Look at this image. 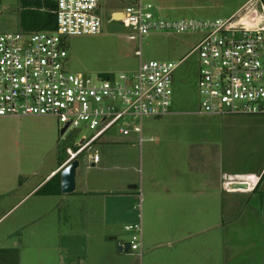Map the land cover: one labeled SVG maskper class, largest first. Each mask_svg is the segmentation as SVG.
<instances>
[{
  "label": "rangeland",
  "instance_id": "rangeland-1",
  "mask_svg": "<svg viewBox=\"0 0 264 264\" xmlns=\"http://www.w3.org/2000/svg\"><path fill=\"white\" fill-rule=\"evenodd\" d=\"M249 0H150L153 12L156 16L167 19H216L228 17L231 14L257 6L260 0L252 4ZM130 0H104L99 14L102 18L101 31L97 34H81L68 36L64 45L67 50L65 68L69 72L82 76H117L119 73H133L139 63V57L135 51L141 52L142 60H173L179 61L187 55L200 41V34L191 32H160L152 31L143 35L140 39L134 29L112 18L113 12L124 11ZM246 6V8L244 7ZM19 0H0V33L15 32L19 30ZM245 9H244V8ZM198 58L197 53L187 55L179 64L173 74L171 113L161 117H143L142 142H137V135L131 134L128 139L134 138L135 143L123 146L116 143L106 147L99 142L94 143L90 150H86L77 156L79 165L78 172L86 176L94 173L91 168L89 156L98 154L100 163L96 166H104L117 174L128 173L130 179L135 180L138 192L134 201L133 219L130 225L140 223L142 234L141 253L138 251L113 250L116 259L115 264H154L159 255L166 251L165 246L157 245L149 253L153 256H145V251L150 247L149 235L157 234L153 219L176 217L178 226L184 230L194 227L190 225L192 209L185 204L183 207L174 209L166 207L168 194L165 190L157 191L158 196L153 195L155 189H162L165 185H171L169 178L171 173L177 171L182 174L179 185L182 188V201L189 200L187 195L189 176L201 170H214L218 172L232 173L254 168V162L250 161L252 153H256V147L251 144L252 139H264V114H205L198 111ZM26 117V116H22ZM38 117V116H37ZM21 119V121H19ZM6 124L0 123V160L6 154L16 155L13 166L22 167L26 171H33L39 166L40 155L42 156L40 139L35 136L25 139L31 146L29 151H22L14 144L20 140V133L29 124L24 118L19 117ZM42 120V126L54 127L55 152L66 158L65 148L74 149L75 144L80 141L81 135H88L87 130L78 132L68 131L61 137L60 126L56 118L50 116L38 117ZM105 134L109 139L112 135L118 136L116 132ZM122 137V136H121ZM38 138H40L38 136ZM119 138V137H117ZM24 139V135H23ZM59 144V146H57ZM121 145V146H119ZM18 148V150H17ZM20 154L17 155L16 152ZM129 154V160H122L123 155ZM34 155V156H32ZM21 163V164H20ZM88 166V168H87ZM122 167H127L123 171ZM93 168V167H92ZM156 169L158 175L152 180L147 177L148 170ZM200 175V174H198ZM195 177L193 176V179ZM201 176H198L197 187L201 188ZM157 187H156V186ZM151 190V191H150ZM149 194H152L150 197ZM187 195V198H186ZM216 218L233 217L238 214L240 208L230 205L229 213H225L220 206L215 207ZM197 216L201 218L206 214V208L197 210ZM227 215V216H226ZM217 222V219H216ZM120 226V225H119ZM157 226V225H156ZM165 226V225H163ZM203 225L199 222L198 228ZM234 226V224H232ZM188 228V229H187ZM216 233L219 228H215ZM187 233L181 231V236ZM130 232L125 235V243L130 241ZM88 242V241H87ZM162 242V241H157ZM161 244V243H160ZM184 247L189 246V238L180 242ZM149 245V246H147ZM141 254V257L139 256ZM148 255V254H147ZM156 255V258H155ZM106 257V256H105ZM39 259L38 263L59 264L58 260ZM155 258V260H154ZM89 264H95V257L88 255Z\"/></svg>",
  "mask_w": 264,
  "mask_h": 264
},
{
  "label": "built area",
  "instance_id": "built-area-1",
  "mask_svg": "<svg viewBox=\"0 0 264 264\" xmlns=\"http://www.w3.org/2000/svg\"><path fill=\"white\" fill-rule=\"evenodd\" d=\"M54 1L52 29L0 33V117H54L61 129L66 126L62 138L71 130H87L74 149L65 148V163L111 130L124 136L135 133L141 142L142 118L169 113L174 71L193 52L198 58L199 112L264 114V0L216 19L162 18L154 14L150 0H130L120 11V21L139 39L152 31L191 32L200 34V41L179 61L142 60L137 50L139 63L133 73L95 78L65 68L64 41L101 31L104 0ZM89 158L94 164L100 160L96 153ZM126 230L131 232L129 250H141V224Z\"/></svg>",
  "mask_w": 264,
  "mask_h": 264
},
{
  "label": "crops",
  "instance_id": "crops-1",
  "mask_svg": "<svg viewBox=\"0 0 264 264\" xmlns=\"http://www.w3.org/2000/svg\"><path fill=\"white\" fill-rule=\"evenodd\" d=\"M19 30L25 31L20 17ZM38 117H21L29 124L23 132H19L20 140L14 144H20L18 147L22 151H29L31 145L25 139L28 136L40 139L42 156H39V166L33 171L15 167L13 161L17 156L14 154L13 158L11 154H6L0 160V264H35L43 259L41 257L53 261L59 259V264H89L88 255L95 257V264H115L113 250L126 244L125 235L130 232L126 226L133 219L138 185L128 177V173L125 175L121 171L115 174L104 166H96L100 159L95 164L90 161L91 168L87 166V170L97 174L86 176L76 169V186L72 193L36 194L55 175L58 174L60 180V171L66 164L62 155L54 153V127L42 126ZM17 118L3 116L0 123L6 124ZM113 132L118 136L103 137L97 142L103 146L106 144V147L113 145L111 148L116 143H123V146L135 143L136 139L127 138L131 134L124 136L116 130ZM251 144L257 150L250 158L254 168L232 173L216 174L213 169L193 173L189 176L191 184L187 195L190 198L186 202L181 199L183 186L179 185V179L182 174L177 171L169 175L173 178L171 185L154 190L155 196H158L157 191H166V207L177 209L185 204L191 208L190 225L194 227V230H184L175 222L177 219L174 216L159 218V221L153 219L159 237L149 235L151 241L147 246L150 248L145 251V256H153L149 252L158 244L167 248L159 255L158 261L155 255L154 264H264V139H252ZM129 156L123 155L122 160L128 161ZM122 168L123 171L127 169ZM157 175L156 169L147 171L151 180ZM198 176L202 177L201 188L197 187ZM242 181L247 183L246 188H229L230 183ZM216 202L226 214L230 205L238 206L240 211L233 217L226 215V219L221 211V217L216 218ZM200 204L206 208L201 221L196 214ZM199 222L203 225L201 228H198ZM215 228H219L217 233ZM181 231L187 235L181 236ZM188 238L189 246L180 244Z\"/></svg>",
  "mask_w": 264,
  "mask_h": 264
},
{
  "label": "trees",
  "instance_id": "trees-1",
  "mask_svg": "<svg viewBox=\"0 0 264 264\" xmlns=\"http://www.w3.org/2000/svg\"><path fill=\"white\" fill-rule=\"evenodd\" d=\"M20 8V23L25 31L49 30L54 27V0H20ZM59 191L60 180L57 174L41 186L36 194L52 195Z\"/></svg>",
  "mask_w": 264,
  "mask_h": 264
},
{
  "label": "water",
  "instance_id": "water-1",
  "mask_svg": "<svg viewBox=\"0 0 264 264\" xmlns=\"http://www.w3.org/2000/svg\"><path fill=\"white\" fill-rule=\"evenodd\" d=\"M116 16V17H115ZM123 14L122 12H114L112 14V18L119 19V21L122 19ZM66 129V126L60 130V133L62 134ZM79 165V162L77 159H73L70 162L66 163L64 167L60 171V192L63 194H69L72 193L75 190V173L76 169ZM247 183L242 182H232L229 184L230 189H237V188H246ZM118 251L122 250H129L130 245L129 243H126L125 245H118Z\"/></svg>",
  "mask_w": 264,
  "mask_h": 264
},
{
  "label": "bare ground",
  "instance_id": "bare-ground-1",
  "mask_svg": "<svg viewBox=\"0 0 264 264\" xmlns=\"http://www.w3.org/2000/svg\"><path fill=\"white\" fill-rule=\"evenodd\" d=\"M116 17V16H115Z\"/></svg>",
  "mask_w": 264,
  "mask_h": 264
}]
</instances>
